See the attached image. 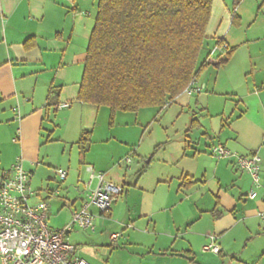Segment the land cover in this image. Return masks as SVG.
Masks as SVG:
<instances>
[{
	"label": "crops",
	"instance_id": "1",
	"mask_svg": "<svg viewBox=\"0 0 264 264\" xmlns=\"http://www.w3.org/2000/svg\"><path fill=\"white\" fill-rule=\"evenodd\" d=\"M97 11L98 0H0V128H15L19 137L12 144L17 146L15 154L7 160L0 156V175L21 157L31 172L35 192L31 201H48V223L54 229L67 225L83 204L87 191L80 192L77 183L87 179L86 165L107 171L97 167L98 162L82 167L80 161L76 170L71 163L64 164L66 180L55 168L50 179L55 187L48 183L36 188V173L31 169L39 165L44 126H66L60 138L66 143L76 141L84 162L110 139L109 134L99 143L91 142L88 155L81 156L78 141L84 127L93 126L100 112L107 111L78 99ZM207 41L212 47L203 49L201 57L210 65L195 81L202 91L192 95L185 91L176 99L178 105L191 109L196 96L198 126L191 128L203 131L205 139L186 144L176 157L174 173L158 178L154 188L156 195L160 191L158 197L144 196L136 203L122 182L125 202L120 204L117 197L111 211L98 216L95 232L76 227L69 233L78 255L91 264H264V0L238 4L213 0ZM225 45L233 50L232 56L217 68L218 60L226 57ZM63 103L70 106L57 108ZM239 108L243 112L229 126H206L207 116L226 112L233 116ZM52 141L48 135L45 143ZM216 143L240 155L258 154L259 184L233 158L215 156L211 146ZM130 159L123 163L128 169ZM186 176L195 184L182 186ZM44 189L47 192L42 194ZM58 189L67 202L52 208ZM253 189L257 196L251 199L248 194ZM67 204L70 213L59 219ZM115 233L120 234L116 240ZM211 236L216 237L220 253L203 250Z\"/></svg>",
	"mask_w": 264,
	"mask_h": 264
},
{
	"label": "trees",
	"instance_id": "2",
	"mask_svg": "<svg viewBox=\"0 0 264 264\" xmlns=\"http://www.w3.org/2000/svg\"><path fill=\"white\" fill-rule=\"evenodd\" d=\"M241 0H235L238 4ZM213 0H98L95 25L78 94L79 101L116 111L145 106L165 108L209 67L202 52L207 41ZM238 16L234 14L236 22ZM30 45L29 41L26 42ZM218 41V45H222ZM217 68L232 56L228 50ZM209 55V54H208ZM220 58V57H219ZM197 118L192 119V125ZM93 130L78 141L84 156ZM195 184L186 176L182 186ZM124 192V188H123Z\"/></svg>",
	"mask_w": 264,
	"mask_h": 264
},
{
	"label": "rangeland",
	"instance_id": "3",
	"mask_svg": "<svg viewBox=\"0 0 264 264\" xmlns=\"http://www.w3.org/2000/svg\"><path fill=\"white\" fill-rule=\"evenodd\" d=\"M211 47L212 44L206 41L204 50ZM195 103L196 96H192L191 109L188 106L181 107L175 100L165 108L145 106L137 112L116 111L114 122L110 117V108L101 107L107 111L100 112L97 122L93 126L85 127L95 129V132L92 133L93 144L99 143L101 139L109 134L110 139L106 143L101 142L103 147L95 155L89 157L88 150L85 153V155H88L86 162H84V157L79 158L76 141L66 143L61 140L60 137L65 132L66 126H44L45 130H43V139L41 140L43 141V147L37 160L39 165L29 166L36 173L33 179L34 187L43 188L46 187V184L52 183L50 187L54 188V182L50 179L54 178L55 168L66 167L64 164L70 165L71 163L72 169L76 170L80 166V161H82V167L87 163L98 162L100 165H97V167L107 168V171L104 172L107 180L119 185L126 182V189L132 192L136 203H141L144 196L146 198L154 195L158 197L160 191L157 195L154 193L158 178L167 173H174L173 171L177 168L176 157L186 144L187 146L189 143L194 145L199 138L205 139V136L202 135L203 131L191 128V126H198V124L192 125V119L199 114V111L195 108ZM242 112L243 110L239 108L233 116L226 112L225 114L219 113L209 119L207 116V119L204 120L206 126H226V123L229 126ZM16 131L15 128L8 126L0 128V141L3 143L0 145V156L4 160L12 157L17 150V146L12 145ZM50 131L52 132L50 133ZM48 135H51L53 141L45 143ZM112 136L113 138H111ZM14 143L16 144V142ZM207 143L210 144L211 141ZM128 155L132 158L130 169L123 165L124 159ZM95 171H100V169L95 168ZM87 173V179H80L77 183L80 192L82 190L87 191L85 182L90 181V172L87 170ZM94 182L97 183V179H93L92 184ZM135 184H138L136 189ZM58 190V194L53 198L52 208H57L62 202H67L64 191ZM76 191L78 192V190ZM46 192L44 189L42 194ZM118 197V202L120 204L121 202L124 203L126 193L123 192ZM68 213H70L69 204L63 208V215L61 214L58 218L62 219ZM51 221L52 224L56 225L57 221L53 217Z\"/></svg>",
	"mask_w": 264,
	"mask_h": 264
},
{
	"label": "built area",
	"instance_id": "4",
	"mask_svg": "<svg viewBox=\"0 0 264 264\" xmlns=\"http://www.w3.org/2000/svg\"><path fill=\"white\" fill-rule=\"evenodd\" d=\"M201 91L196 83L186 90L190 95ZM69 106V103H63L57 108ZM13 141H19L18 135ZM212 153L219 158H233L238 168L248 172L253 182L259 184L261 157L258 154L240 155L222 144L214 145ZM126 159L131 161L130 157ZM87 170L90 181L85 182L87 194L83 204L73 212L67 225L57 229L48 223V201H31L35 192L30 184L31 172L25 169L23 159L17 157L10 169L3 170L0 175L1 264H91L78 255V246L68 240V235L76 227L95 232L98 216L111 211L114 201L123 193V187L108 181L104 172H96L92 165L87 166ZM57 172L61 180H66L67 170L58 168ZM93 179H97L94 188L91 187ZM248 196L253 199L257 193L253 189ZM119 235L115 233L112 238L116 240ZM203 250L220 253L221 247L215 236H211Z\"/></svg>",
	"mask_w": 264,
	"mask_h": 264
}]
</instances>
